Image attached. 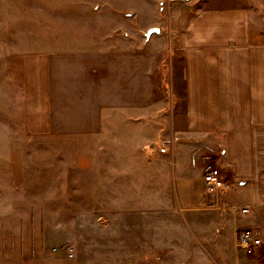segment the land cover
I'll return each mask as SVG.
<instances>
[{
  "label": "crops",
  "instance_id": "1",
  "mask_svg": "<svg viewBox=\"0 0 264 264\" xmlns=\"http://www.w3.org/2000/svg\"><path fill=\"white\" fill-rule=\"evenodd\" d=\"M169 21L176 25L174 30L166 32L158 25L157 32L130 38L123 46L25 56L19 52L5 56L0 47V264H99V259L84 257L78 249L67 253V248L87 230L84 222L91 221L93 234L115 231L111 226L95 229L93 224L122 209L107 208L109 203L104 201L118 199L115 196L98 198L101 192L111 195L108 176H90L77 183L89 192L91 208L86 202L80 208L78 203L72 214L74 225L66 218L54 226L50 220L43 221L41 216H47L49 208L31 201L35 195L19 191L25 170L20 146L1 142V137L10 135L8 122L15 119L9 110L14 84L23 86L27 135L70 147L81 172L105 165L114 147L106 144L114 135L110 120L116 112L127 113V167L140 173L129 171L124 179L127 208L123 210L128 216H164L160 200H172V192L167 191L171 186L180 212L221 207L226 244L216 237L208 249L203 237L196 238L203 243V251L196 247L203 257L178 264H264L263 256L237 246L244 228L260 227L264 232V17L244 6L205 7L186 14L171 9ZM162 68L168 74L164 84ZM170 98L172 111L164 115L168 124L149 120L150 112L170 103ZM157 119L164 122L163 116ZM153 136L171 139L170 153L152 144ZM217 136L224 140L215 161L229 167L226 181L231 184L228 189L222 181L217 190H233L235 200H231L238 203L230 204L223 199L226 194L206 193L201 187L209 160L204 149L212 150ZM221 230L216 228L215 235Z\"/></svg>",
  "mask_w": 264,
  "mask_h": 264
},
{
  "label": "rangeland",
  "instance_id": "2",
  "mask_svg": "<svg viewBox=\"0 0 264 264\" xmlns=\"http://www.w3.org/2000/svg\"><path fill=\"white\" fill-rule=\"evenodd\" d=\"M237 6L249 8L250 12L255 11L264 17V0H1L0 47H3L5 56L10 52H19L25 56L29 53L38 54L74 48L123 46L127 45V40L130 38H143L145 31L151 27H157L159 30L158 25H160L166 32L174 30L176 25L169 21L171 9H174L175 13L186 14L205 7L224 9ZM157 17L159 22L156 20ZM164 41H167L166 37ZM168 47L169 45L167 49ZM165 51L171 52V50ZM172 59L174 60V56ZM166 76H168L167 68H162L160 77L163 84L167 80ZM14 89L16 93L11 92L9 95L11 103L9 110L15 113V119L13 125L10 123L11 120H8L10 135L1 137V142L7 143L8 140V143L20 146L19 159L25 170L19 191L21 195H35V199L31 201L39 204L41 208L45 205V208H49L47 216H41L43 221L50 220L51 225L54 226L59 224L61 218H66L74 225L72 214L76 212L78 203L80 208L83 207L82 203L86 202L88 208L92 203L89 192L82 189L81 184L77 182L80 178L90 176H100L101 179L108 176L106 185L111 195L101 192L98 198L107 196L109 200L115 196L118 199L104 201L109 203L107 208H122L113 210L114 215L101 217L93 224L95 229L111 226L115 231L93 234L91 221L84 222L83 226L87 230L79 233L77 240L74 239L67 248V253L74 254L78 249L84 257L99 259V264H178L180 261L187 262L192 257L195 261L203 257V254L196 250L198 247L204 250L203 243L197 240L199 238L203 237L205 247L208 249L211 241L216 237L226 244L221 207L202 208L196 211L184 209L180 212L177 209L179 205L172 186L167 187V191L172 192L170 195L172 200H160L164 203V216H128L126 209L123 210L124 207L127 208V200L124 198L127 196L124 192L127 191L124 188H127V184L124 179L127 180L129 171L140 175L137 168L127 167V113L125 117L123 112H116L110 120L114 135L108 137L111 142L106 143V140L104 142L114 147H110L113 151L109 153L110 157L106 158L105 165L93 170L88 167L81 172L69 153L70 147L67 149L66 145L61 143H44L27 135L23 122V86L20 84L17 87L14 84ZM172 107L170 98V103L150 112L149 120L166 126L169 119H165L164 115L169 114ZM181 108L182 105L178 110ZM161 116L164 122L157 119ZM152 139V144L163 149V152L170 153L171 139L166 136H153ZM223 140L224 137L217 136L211 143L212 150L204 149L205 154L209 155V160L205 163L210 162L213 168L220 170V181L228 187L231 186L226 181L229 167L222 168L221 164L218 165L215 161L219 156L218 149ZM148 170L152 172L151 169ZM168 176H171V169L168 170ZM148 188H151V185ZM224 192V188L217 190L219 195ZM164 193L163 196L166 198L167 192ZM224 194L226 195L223 199L230 201V204L238 203L231 200H235L233 190H228ZM36 195L45 198L40 200ZM80 198L87 200L81 201ZM174 207L180 213L178 216H176L177 212L171 209ZM167 211H170L169 214ZM172 213L176 214L172 215ZM219 227L223 230L216 236L215 229ZM256 228L262 231L260 227ZM73 229L75 230L74 226ZM77 243L79 246H76ZM240 250L245 252L244 248ZM249 254L264 257V236L263 243Z\"/></svg>",
  "mask_w": 264,
  "mask_h": 264
},
{
  "label": "built area",
  "instance_id": "3",
  "mask_svg": "<svg viewBox=\"0 0 264 264\" xmlns=\"http://www.w3.org/2000/svg\"><path fill=\"white\" fill-rule=\"evenodd\" d=\"M220 170L212 167L211 163H205L202 172V187L206 193H215L222 181H220ZM246 211V208H242ZM263 232L256 227L244 228L239 232L237 246L248 253L256 250L263 243Z\"/></svg>",
  "mask_w": 264,
  "mask_h": 264
},
{
  "label": "water",
  "instance_id": "4",
  "mask_svg": "<svg viewBox=\"0 0 264 264\" xmlns=\"http://www.w3.org/2000/svg\"><path fill=\"white\" fill-rule=\"evenodd\" d=\"M158 31V28L157 27H151V28H148L146 31H145V36H148L151 32H157Z\"/></svg>",
  "mask_w": 264,
  "mask_h": 264
}]
</instances>
